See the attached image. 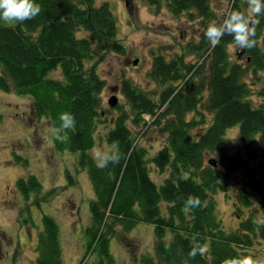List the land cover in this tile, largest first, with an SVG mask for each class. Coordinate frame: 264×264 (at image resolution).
I'll return each instance as SVG.
<instances>
[{
	"label": "trees",
	"instance_id": "16d2710c",
	"mask_svg": "<svg viewBox=\"0 0 264 264\" xmlns=\"http://www.w3.org/2000/svg\"><path fill=\"white\" fill-rule=\"evenodd\" d=\"M97 1L36 0L41 12L35 18L13 24L0 20V90L31 97L34 114L52 129L59 127L62 112L75 117V127L60 131L59 138L53 133V142L57 151L79 153L94 190L86 253L79 264L95 253L101 263L116 264L112 240L120 228L128 233L140 223L153 225L155 232V252L143 253L141 264H220L246 251L258 255L264 227L257 230L253 220L264 214V177L252 162L264 153V88L256 102L253 78L264 77V14L254 18L259 22L256 46L233 53L231 36L213 48L204 35L209 21L221 22L226 12L219 16L211 0H142L156 12L167 8L177 17L198 19L202 29L180 52H152L154 90L121 80L128 107H112L118 114L99 135L110 112L104 108L106 80L98 70L96 47L111 42L118 53L125 48L117 40L119 23L111 3ZM230 1L229 10L247 11V0ZM151 126L167 135L154 154L141 143ZM235 126L241 144L233 151L228 132ZM100 139L106 152L120 157L102 169L93 158ZM215 153L220 158H207ZM259 165L264 172V161ZM153 168L166 175L163 183L153 177ZM17 186L27 200L37 196L39 208L45 196L54 195L49 190L39 199L44 186L36 174L20 177ZM221 192L233 200L236 226H227L221 215ZM189 195L200 204L185 214ZM193 241L207 245L205 256L189 257ZM36 253V264H65L61 226L47 213Z\"/></svg>",
	"mask_w": 264,
	"mask_h": 264
},
{
	"label": "rangeland",
	"instance_id": "374dc122",
	"mask_svg": "<svg viewBox=\"0 0 264 264\" xmlns=\"http://www.w3.org/2000/svg\"><path fill=\"white\" fill-rule=\"evenodd\" d=\"M102 1L106 0L97 2ZM108 1L119 23L117 40L125 50L123 53L114 51L111 42L106 43V47H96L100 55L98 70L106 80L104 108L110 112L107 123L99 127V135L111 126L118 114V110L109 104L112 96L117 95L118 103L128 107L120 90L121 80L127 77L145 90H154L157 84L149 75L152 52L160 50L167 56L180 52L188 41L198 38L202 29L198 19L177 17L167 8L156 12L142 0ZM211 1L219 16L228 11L231 4L230 0ZM230 50L236 52V45H232ZM193 56H190L191 59ZM253 81L256 83L253 97L259 102L261 97L256 94L264 88V77L261 74ZM144 118L150 121L151 117ZM129 123L132 125L131 121ZM138 131L141 132L140 129ZM194 132L196 134V130ZM53 133L48 121L34 114L31 97L19 95L15 90H0V264H36V242L44 213L54 216L61 226L65 264H79L86 253L89 203L94 196L92 182L86 170L79 165L78 152L55 149ZM228 136L232 150L240 149L239 127L230 129ZM166 137L158 126H151L141 136V143L154 154L162 147ZM96 150L102 153L108 150L102 139L93 152ZM207 158H220V154H209ZM260 161H264V153L252 162L258 175L264 177ZM30 174L39 176L43 183L39 199L42 200L43 194L45 196L49 190L54 192V195L49 192L51 196L47 199L44 197L41 208L36 202L37 196L27 200L17 186L20 177ZM69 175H72L73 182ZM152 175L158 184L163 183L166 177L154 168ZM217 198L226 225L236 226L238 218L233 200L222 192ZM30 217L32 221L27 225L24 220ZM263 247L260 246L258 255H264ZM111 250L116 264H141L143 253L155 252L154 226L140 223L128 233L120 228L118 236L111 242ZM84 264L109 263H101L100 256L95 253L90 254Z\"/></svg>",
	"mask_w": 264,
	"mask_h": 264
},
{
	"label": "clouds",
	"instance_id": "9594fccd",
	"mask_svg": "<svg viewBox=\"0 0 264 264\" xmlns=\"http://www.w3.org/2000/svg\"><path fill=\"white\" fill-rule=\"evenodd\" d=\"M247 11L228 10L223 16L221 22L215 19L210 20L206 30L205 37L210 42L211 46L216 47L225 35L233 38L236 47L239 50L251 49L256 46V34L258 21L254 18L264 14V0H247ZM41 12V7L36 0H0V20L7 23L13 21L24 22L35 18ZM61 121L58 128H53L52 131L59 138V133L62 130H67L75 127V117L68 112H62L59 116ZM115 148V145L113 146ZM94 160L97 162L98 168H105L110 162L118 163L120 157L115 152L94 151ZM200 200L197 196L189 195L184 201L182 211L188 214L193 208L198 207ZM253 224L257 230L264 227V214L254 218ZM208 251L206 244L199 241H193L188 253L190 258H195L197 255L203 257ZM187 264V261L185 262ZM220 264H264V255H257L252 251L238 253L236 256L225 257L220 261Z\"/></svg>",
	"mask_w": 264,
	"mask_h": 264
},
{
	"label": "water",
	"instance_id": "95a60500",
	"mask_svg": "<svg viewBox=\"0 0 264 264\" xmlns=\"http://www.w3.org/2000/svg\"><path fill=\"white\" fill-rule=\"evenodd\" d=\"M138 60L135 61V63H137ZM119 102V98L117 97V95H114L112 96L110 99H109V104L112 106V107H115ZM215 164V163H214Z\"/></svg>",
	"mask_w": 264,
	"mask_h": 264
}]
</instances>
